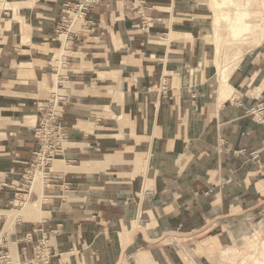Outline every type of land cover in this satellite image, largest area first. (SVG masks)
Masks as SVG:
<instances>
[{
  "label": "crops",
  "instance_id": "1",
  "mask_svg": "<svg viewBox=\"0 0 264 264\" xmlns=\"http://www.w3.org/2000/svg\"><path fill=\"white\" fill-rule=\"evenodd\" d=\"M77 1L0 0V233L53 96L68 132L44 169L46 215L16 220L0 252L11 264H144L148 246L208 233L264 192V126L249 112L264 103V46L221 100L214 45L180 20L188 1L93 0L58 62Z\"/></svg>",
  "mask_w": 264,
  "mask_h": 264
},
{
  "label": "rangeland",
  "instance_id": "2",
  "mask_svg": "<svg viewBox=\"0 0 264 264\" xmlns=\"http://www.w3.org/2000/svg\"><path fill=\"white\" fill-rule=\"evenodd\" d=\"M188 2L184 3V6L189 12H186L185 16L181 17V21H184L190 17L192 14H202L209 16L213 13L212 8L209 5V0H186ZM243 1V0H241ZM259 0H250L246 4V8L253 12L259 6ZM195 5L192 7V5ZM184 7V8H185ZM64 13V21H68L70 24L62 33L70 32L72 29L75 30L80 19L71 21L67 19L66 15H70L71 10ZM185 18V19H184ZM70 20V21H69ZM83 23V21L81 22ZM187 24V23H185ZM189 25V24H187ZM211 26V24L209 25ZM193 29V28H192ZM189 28L182 27V31H188ZM221 34L222 42L225 43L228 40V36L224 28L218 30ZM222 31V32H221ZM196 32V31H192ZM205 37H211V31L208 29L205 30ZM213 32V31H212ZM197 33V32H196ZM199 34V33H198ZM62 35V34H61ZM194 35V33H193ZM226 35V37H225ZM199 36V35H198ZM195 37V35H194ZM61 39V36H60ZM261 38L254 46L249 47L248 51L252 53L257 51L262 47ZM228 43V42H227ZM225 43L224 46V57L226 62H230L236 51V45L231 43ZM228 45V46H227ZM256 46V47H255ZM252 49V50H251ZM233 51V52H232ZM66 52V51H65ZM64 52V53H65ZM59 53V48L55 50L54 59ZM63 53V54H64ZM62 54V55H63ZM228 54V55H227ZM248 52L246 55H249ZM61 55V56H62ZM60 58L57 60L60 61ZM229 60V61H228ZM230 63L229 65L234 66L235 64ZM55 76V75H54ZM53 76V77H54ZM56 89V88H55ZM257 120V119H256ZM54 162V161H53ZM35 169V166H29L28 169ZM41 180V179H40ZM44 180V179H43ZM39 184V191H36L35 188L32 189L27 198L32 201L36 200L40 194H43L44 184L41 182ZM28 182H25L24 188H28ZM20 191L18 199L24 198L26 194H22L27 189ZM38 192V193H37ZM16 198V199H17ZM15 200L13 203L7 204L5 206V216L10 210L15 206ZM47 203L43 205V208H47ZM46 215V212L43 211V217ZM36 221V220H35ZM263 242H264V192L258 195V199L250 210H247L246 213L238 216L236 219L229 222H223L214 227L213 230L208 233H203L202 231L197 233V236L186 237L182 236L173 240L172 237L166 239L165 243L162 244V247H165V250H159L154 245L148 246L150 260L144 262V264H151L152 258L155 259V264H253L254 261H261L264 263L263 253ZM161 247V248H162ZM163 249V248H162ZM132 253V252H131ZM152 257V258H151ZM11 254H7L8 260H13Z\"/></svg>",
  "mask_w": 264,
  "mask_h": 264
},
{
  "label": "bare ground",
  "instance_id": "3",
  "mask_svg": "<svg viewBox=\"0 0 264 264\" xmlns=\"http://www.w3.org/2000/svg\"><path fill=\"white\" fill-rule=\"evenodd\" d=\"M2 1L4 2V0ZM92 1L93 0H83L78 4L76 10H71L70 15H66V18L71 19V21H74L76 19L83 20V7L89 5V3ZM249 1L250 0H209V5L213 10V13L211 15L198 16L196 14H192L190 17H188V19L181 21L182 23L191 25L193 30L199 33V38L203 43L211 42V44L214 45V53L211 64L215 66L218 74L219 97L221 100H225L228 96L231 95L232 92H234L232 86L228 83V77L231 70L234 67L238 66L239 63L244 59L245 55L250 52L248 51L249 47L254 46V44H256L261 38H263L262 43L264 42V0L258 1L259 6L253 12L246 8V4H248ZM3 5L5 6L6 4L3 3ZM65 22L67 24L66 27H68L70 23L66 20ZM210 24L211 26H209ZM222 27L226 31V34L229 38L225 41V43L228 42L233 45L235 44V48H237V50H235L236 53L230 62L225 61V57L223 54L225 53L224 46L226 44L222 42L221 34L218 31ZM208 29L211 31V37L209 38L205 37V30L207 31ZM66 34L67 32L62 33L61 35L62 46H60L59 53L55 57V60L57 58H60L59 56H61L66 51ZM165 39H167V37ZM57 61L59 62V60ZM230 63H233L235 65L231 66L229 65ZM192 71L193 70H191V72ZM54 79L56 80L55 76ZM255 117H258L257 121L260 123L261 113L259 111L255 112ZM53 164L55 168H57L58 166L62 165V160H56L53 162ZM32 166H35V169H28V172L25 174V178H31L28 183V188L25 187L27 189L25 190V192H22V194H26V196L21 199L17 198L15 201V206L13 208H10V210L6 214L4 219V228L0 233V239L8 234L11 226L16 220H40L43 217V205L46 203V199L48 196L46 197V195L44 196V193L40 194L37 192L39 197L36 200L30 201L27 198V195L32 189L35 188L36 191H39L40 187L37 183H44V173L40 171L37 165ZM40 253H42V251H40ZM262 256L264 258V242ZM253 264L264 263L256 260L253 262Z\"/></svg>",
  "mask_w": 264,
  "mask_h": 264
},
{
  "label": "built area",
  "instance_id": "4",
  "mask_svg": "<svg viewBox=\"0 0 264 264\" xmlns=\"http://www.w3.org/2000/svg\"><path fill=\"white\" fill-rule=\"evenodd\" d=\"M83 0H78L76 4L73 5L71 10H76L79 3ZM92 2L89 3V5ZM89 5L83 7V11L88 8ZM149 21V19L142 18V22ZM64 24L66 22L63 20ZM264 46V42L262 44ZM57 99L55 96L52 99L48 100L46 105L41 106V109L44 113L41 115V119L38 125L34 128V133L38 140L37 149L33 152V160L30 166L37 165L41 172L44 173V169L47 167L49 161L61 151L62 144L65 139L68 137V132L66 130L67 124L62 121L58 110L56 109ZM259 111L261 113V122L260 124L264 126V103H257L254 107H251L249 112L254 113ZM264 147V141H263ZM242 151V150H241ZM248 156L251 161L259 162L260 154L258 150H252L248 153ZM259 169L263 168V165L258 163ZM28 170L25 172V174ZM46 174L44 173V176ZM25 178V175H24ZM31 178H25V182H28ZM42 251V253H40ZM38 254L41 256L43 250H39ZM0 264H11L10 260L7 259V254L0 252Z\"/></svg>",
  "mask_w": 264,
  "mask_h": 264
}]
</instances>
